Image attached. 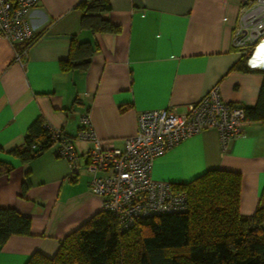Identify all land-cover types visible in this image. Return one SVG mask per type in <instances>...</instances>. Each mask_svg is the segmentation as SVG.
Masks as SVG:
<instances>
[{
  "label": "crops",
  "instance_id": "obj_1",
  "mask_svg": "<svg viewBox=\"0 0 264 264\" xmlns=\"http://www.w3.org/2000/svg\"><path fill=\"white\" fill-rule=\"evenodd\" d=\"M84 0H37L27 17L32 43L11 44L0 33V207L31 221L29 235L0 246V264H26L36 253L53 258L64 240L101 212L86 170L89 143L75 139L87 115L99 140L120 147L135 135L137 116L148 110L184 113L212 88L221 100L256 106L264 82L260 70L234 66L245 57L233 46L238 0H108L102 17L119 32L81 27ZM92 50L86 70H61L76 44ZM41 118L72 139L78 171L56 155L55 146L23 162L13 155L30 125ZM241 178L240 214L264 204V120H247L241 135L223 147L206 129L154 160V181L185 185L210 171ZM27 187L23 190V184Z\"/></svg>",
  "mask_w": 264,
  "mask_h": 264
},
{
  "label": "trees",
  "instance_id": "obj_2",
  "mask_svg": "<svg viewBox=\"0 0 264 264\" xmlns=\"http://www.w3.org/2000/svg\"><path fill=\"white\" fill-rule=\"evenodd\" d=\"M81 27L93 33L116 34L120 30L102 17L108 0H84ZM32 39L26 43V47ZM92 50L76 44L63 71L86 70ZM243 62L235 70L247 72ZM264 74V71H262ZM249 120H264V82L257 104L245 109ZM47 124L37 118L28 128L22 147L13 155L23 162L52 149ZM10 165L0 161V175ZM27 181L23 184V190ZM187 195V211L138 220L121 232L114 215L101 211L69 235L53 258L36 253L26 264H264V204L249 217L240 214L241 178L227 171H210L185 185H174ZM31 221L14 210L0 207V246L14 235H29Z\"/></svg>",
  "mask_w": 264,
  "mask_h": 264
},
{
  "label": "built area",
  "instance_id": "obj_3",
  "mask_svg": "<svg viewBox=\"0 0 264 264\" xmlns=\"http://www.w3.org/2000/svg\"><path fill=\"white\" fill-rule=\"evenodd\" d=\"M238 2L233 46L245 57L249 69L264 71V0ZM36 4L37 0H0V33L11 44L31 40L27 17ZM25 53L17 52V60ZM247 120L245 109L223 102L214 87L184 113L167 109L140 112L135 135L125 138L120 147L99 140L86 114L79 119L81 127L75 139L91 145L86 153L90 192L101 199V211L114 215L120 231L125 232L138 220L187 211L184 191L152 179L157 157L206 129L217 130L224 147L242 134ZM47 127L57 146L56 155L67 160L72 174H76L78 157L72 139L61 130Z\"/></svg>",
  "mask_w": 264,
  "mask_h": 264
}]
</instances>
